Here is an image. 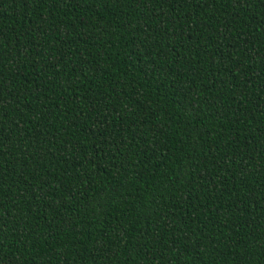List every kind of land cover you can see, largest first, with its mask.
<instances>
[{"label": "trees", "instance_id": "1", "mask_svg": "<svg viewBox=\"0 0 264 264\" xmlns=\"http://www.w3.org/2000/svg\"><path fill=\"white\" fill-rule=\"evenodd\" d=\"M0 264H264V0H0Z\"/></svg>", "mask_w": 264, "mask_h": 264}]
</instances>
